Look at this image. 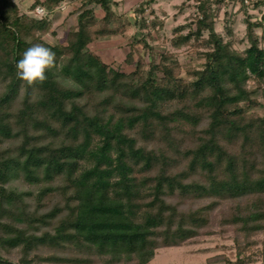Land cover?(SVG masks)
Segmentation results:
<instances>
[{"label":"trees","instance_id":"obj_1","mask_svg":"<svg viewBox=\"0 0 264 264\" xmlns=\"http://www.w3.org/2000/svg\"><path fill=\"white\" fill-rule=\"evenodd\" d=\"M156 1L141 0L135 15ZM64 2L80 3L77 26L65 31V44L47 43L43 37L56 32L50 15ZM114 3L34 0L32 8L46 15L29 16L13 0H0V145L21 138L0 149V264H14L1 254L13 250L19 264H149L157 250L189 244L209 222L179 211L169 202L175 195L217 200L204 209L233 201L225 222L247 242L264 231V119L244 112L250 82L264 100V48L252 38L242 53L225 43L212 10L201 5L196 30L179 34L174 46L208 31L203 69L184 79L171 55H161L145 78L143 61L127 74L89 51L97 39L121 32ZM34 44L55 56L46 79L30 84L17 77L16 61ZM21 90L25 99L14 112ZM58 177L66 183L48 213L41 212L43 198L53 189L9 188L14 178L33 187ZM61 250L70 257L53 254ZM212 258L209 264L218 263Z\"/></svg>","mask_w":264,"mask_h":264},{"label":"rangeland","instance_id":"obj_2","mask_svg":"<svg viewBox=\"0 0 264 264\" xmlns=\"http://www.w3.org/2000/svg\"><path fill=\"white\" fill-rule=\"evenodd\" d=\"M13 1L20 5L19 9L22 14L25 13L29 16H32L34 9L39 6L36 5L35 8H32L34 0ZM116 1L117 6L120 7L121 4V7H125L123 0ZM135 1L133 0L132 3L136 5L137 2L135 3ZM251 3L253 9L251 7L246 8L240 0H157L156 4L142 16L135 15L134 10L138 6L126 13L123 12L124 8H122L123 10L119 12L121 13V20L117 23L120 26L121 32L96 40L89 45V51L98 56L101 63L114 69L120 68L127 74L134 71V67L139 61H143L146 64L144 68L145 73H142L144 78L152 62L159 64L161 55H171L172 60L178 63L179 76L184 79H191L189 70H201L204 67V53L209 48L204 47L202 41L208 37L209 33L205 31L199 40L192 38L189 43L183 44L180 47H175L174 42L179 34L186 36L190 31L196 30L197 20L202 16H200V6L207 5L212 10L214 14V28L217 35L222 37L225 43L232 41L233 48L242 53L251 46L252 39L257 41L260 48H264V0L259 1L258 4ZM62 4L65 5L64 10L57 8L50 15V19L55 21L52 29L56 32L55 34H47L43 37V40L47 43L57 44L60 42L59 44H65L67 32L64 33L63 30H75L74 28L77 23L76 11L80 3L69 4L64 2ZM152 10L153 14H150ZM59 13H64V15L60 16ZM95 14L102 16L104 12L99 6H96ZM248 26L252 29L251 37ZM177 28H181L178 34L175 33V29ZM57 31L60 33L58 36ZM66 54L67 56L71 55L69 51ZM249 88L252 92L251 100L245 106L244 112L247 116L264 119L262 92L254 82H250ZM4 90V85L0 83V95ZM23 93L24 91L21 90L20 95H18L11 108L14 112H17L21 108V104L25 99ZM35 98L36 96L34 95ZM171 109L172 107L170 106L165 110L170 112ZM20 141L21 138L5 141L0 145V149L15 147L19 145ZM150 147L153 148L154 144ZM172 168H174L173 172L180 171V167ZM42 176L40 177L42 178ZM65 183L64 178L58 177L53 181L42 179L40 184L32 187L24 183L23 180L14 178L10 182L9 188L18 190L21 193L28 191L39 193L47 188L53 189V192L51 190L43 198L42 205H45V203L47 205L41 212L48 213L58 205V200L62 196L61 188L65 186ZM26 199L29 202L31 197ZM213 201L217 200L209 198L203 200H184L176 195L169 199L170 203L172 202L174 206L179 207V211L184 210L187 212L193 210L196 212L198 220L205 216L208 218L209 222L207 226L205 227L201 223L200 225L203 226L198 227L196 236L192 238L188 245L199 251H208L209 254L213 255L211 260L217 259V262L222 264H241L239 263L240 261L248 263L262 258L264 231L251 236L249 242H247L243 234L237 233L233 224L225 222L234 211L235 203L233 201H221L217 202V205L211 209H204ZM245 202V200H242L240 203ZM202 207L203 210L200 213L197 212V209ZM29 216L27 214V217ZM240 250H242V253L238 255ZM173 251L180 253L182 250H168L163 264H200L202 262V256L198 258L191 256L185 260L182 259L180 254L176 258ZM1 254L14 264H19L18 258L21 255L19 251H2ZM53 254L70 257V253L68 254L65 250H61L58 253L54 252ZM196 258L198 259L197 261H195ZM212 264H214V261Z\"/></svg>","mask_w":264,"mask_h":264},{"label":"clouds","instance_id":"obj_3","mask_svg":"<svg viewBox=\"0 0 264 264\" xmlns=\"http://www.w3.org/2000/svg\"><path fill=\"white\" fill-rule=\"evenodd\" d=\"M55 53L42 44L28 47L22 57L16 61V75L28 83H39L46 79V72L51 69Z\"/></svg>","mask_w":264,"mask_h":264},{"label":"crops","instance_id":"obj_4","mask_svg":"<svg viewBox=\"0 0 264 264\" xmlns=\"http://www.w3.org/2000/svg\"><path fill=\"white\" fill-rule=\"evenodd\" d=\"M115 1V3L112 5V9H113V11H114V13L117 15V16H119V17H121V13H119V12H121V10H123L122 8H124V13H126L127 11L128 12H130V11H132V9L133 8H136L138 5H139V3H140V1L141 0H136L135 1V3H136V5L135 4H133L132 3V1L133 0H123V2L125 3L124 5H125V7L123 6V7H121V4H120V7L119 6H117L116 5V3H117V1L116 0H114ZM123 4V3H122ZM156 4V3H155ZM135 5V6H134ZM96 8V7H95ZM101 9V8H100ZM102 10V9H101ZM60 14V16H62V15H64V13H59ZM78 15V14H77ZM97 16H100V15H98L97 14ZM121 20V19H120ZM76 21H77V17H76ZM53 22H55V21H53ZM76 26H77V23H76V25H75V28H76ZM74 28V29H75ZM68 29H66V30H63L64 31V33H65V31H67ZM58 32V31H57ZM60 33L58 32V34H57V36L59 35ZM109 36H112V35H109ZM109 36H104V37H109ZM101 38H103V37H101ZM101 38H99V39H101ZM98 40V39H97ZM95 42V41H94ZM170 249H177V250H182L180 253H177V252H174L175 253V255H176V258H177V255L178 254H180L181 255V257H182V259H189V257H200V256H202L203 258H202V262L200 263V264H209L208 262H209V260H210V258H212V256L213 255H211V254H209V252L208 251H206V250H198V249H194V248H192V246H189L188 244H186V245H183V246H177V247H171V248H164V249H159V250H157V252H156V254H155V256H154V258L149 262V264H163L164 262H165V255H166V252L168 251V250H170ZM162 252V253H161ZM196 258V260L195 261H197L198 259ZM189 264H191V263H189ZM214 264H222V263H220V262H218V263H214ZM249 264H264V247H263V251H262V258H260V259H258V260H256L255 262H252V263H249Z\"/></svg>","mask_w":264,"mask_h":264},{"label":"built area","instance_id":"obj_5","mask_svg":"<svg viewBox=\"0 0 264 264\" xmlns=\"http://www.w3.org/2000/svg\"><path fill=\"white\" fill-rule=\"evenodd\" d=\"M242 2V4L248 8V7H251V9H253V5L251 2H254L255 4H258L259 1H262V0H240ZM59 8H61V10H64L65 8V5L62 4ZM34 14L37 15V16H44L46 15V11L43 7L41 6H37L35 9H34Z\"/></svg>","mask_w":264,"mask_h":264}]
</instances>
